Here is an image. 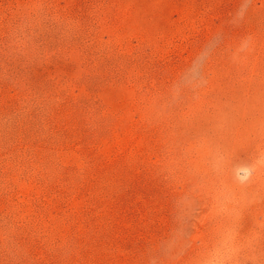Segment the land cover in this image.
I'll use <instances>...</instances> for the list:
<instances>
[{
	"label": "rangeland",
	"instance_id": "rangeland-1",
	"mask_svg": "<svg viewBox=\"0 0 264 264\" xmlns=\"http://www.w3.org/2000/svg\"><path fill=\"white\" fill-rule=\"evenodd\" d=\"M0 264H264V0H0Z\"/></svg>",
	"mask_w": 264,
	"mask_h": 264
}]
</instances>
